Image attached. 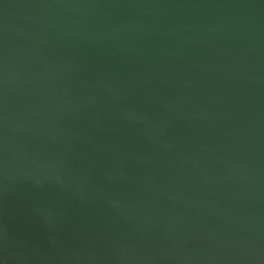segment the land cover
I'll use <instances>...</instances> for the list:
<instances>
[{"label":"water","instance_id":"water-1","mask_svg":"<svg viewBox=\"0 0 264 264\" xmlns=\"http://www.w3.org/2000/svg\"><path fill=\"white\" fill-rule=\"evenodd\" d=\"M0 264H264V0H0Z\"/></svg>","mask_w":264,"mask_h":264}]
</instances>
